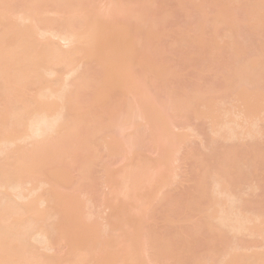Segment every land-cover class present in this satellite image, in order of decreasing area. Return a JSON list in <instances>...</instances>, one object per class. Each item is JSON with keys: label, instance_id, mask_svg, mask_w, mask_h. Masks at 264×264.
Wrapping results in <instances>:
<instances>
[{"label": "bare ground", "instance_id": "6f19581e", "mask_svg": "<svg viewBox=\"0 0 264 264\" xmlns=\"http://www.w3.org/2000/svg\"><path fill=\"white\" fill-rule=\"evenodd\" d=\"M110 1L111 0H108L109 4L108 5L106 4L105 6L106 8L107 7L108 8L106 9L104 7V9H106L105 11L104 9H102L100 5L101 1L100 3H98L97 0H0V26L4 28L3 30H1L2 27H0V30H1L0 31V103L1 102L4 103L5 101L3 106L6 104L5 105L6 107H4L5 109L3 108L1 109L3 112H0V116H1V113L6 115V116L3 115L1 117V118L4 117V119H0V264H56L55 259L59 257V256L57 257L58 254L55 256V258L53 257L54 255L52 257L49 256L46 262L45 256L42 257L43 255H41L40 253H42V250H45L48 248L53 250L54 245L53 244L51 245L52 236L54 235L56 237L55 233L57 234V231L59 232L60 230H61L60 232L64 231L61 234L66 233L64 229L66 227H67L66 228L67 230L71 228L69 229L71 231L68 230V232L64 234L66 239L69 238L68 239V241L70 240L69 244H68V241H66V239L65 241L72 248L74 247V250L79 249L80 252L78 251V254L81 253L80 255H77V258H74L72 262L70 260L71 262L70 264H88L89 262L90 264H93L92 258H94V262L96 264H118V263L119 264L121 263L122 264L123 263L124 264H137L136 262H138L139 264L140 261H139V257L137 256V253L139 251L138 249H135V248H139V246L140 247L142 246V248L144 247L143 250L146 255H147V252L150 250L149 251L150 253L148 252L149 258H150V254H153L154 256V254H156L158 250H159V253L163 252L162 255L165 253V255L167 256L172 255L175 257V252H178L177 251L178 247L190 248V250L194 249L195 247L193 248L192 246L194 244H195L194 246H196L197 242L192 241L193 242L192 243L190 242L189 239H187L188 241H186V243L184 241L183 243L181 240L180 243L184 245H180V243H178L179 240L178 241L176 240V239H179L178 236L175 238V240L179 245L176 242L174 243L173 240L169 241L168 239V242H167L166 241L167 239H165V237H162L164 240L160 236H158L156 239L154 237L151 238L150 236L151 234L148 235L149 236L148 237L146 235L147 234L146 232L144 236L143 234L144 232L142 231L140 232L141 227L142 228L144 227L142 225L143 222L144 224H146V220H147L146 219L147 214L145 215L143 212L142 214L145 216L141 214V211L143 210H140L141 215L139 214L138 217H135V219L133 218L134 220H136L137 218L138 222L133 220V222H135V224L134 223L133 224L135 226L137 224L136 226L137 228L133 224L128 223L130 226V227L128 226L129 228L128 230L132 229L131 228L132 225H133V228L135 227L136 229L135 228L132 229L131 233L125 234L126 233L125 232L124 236H126L125 237L126 239L123 238L124 236L121 235L122 238L120 237L119 238L121 240L123 239L124 241L123 240L122 241L124 243L121 240H119L122 242V245L120 244L121 246L120 245L118 246L117 244H119V242L117 241L119 238H117L116 240L114 239V237H111V235L109 236L106 233L105 234L103 233L107 232L106 229L109 228L111 224H112L111 228L114 227L115 225L117 226L119 225L120 222L118 221L121 220V217H117V214L120 216L121 215L119 214L120 211L123 210V208H125V206L123 207V204L125 202H123L122 204L121 203L122 200L121 202H119L121 203L120 205L118 204L119 206L110 205L114 208L118 207V210L116 209L118 213L115 212L116 211L115 209H114L115 211L112 209L111 211L115 212V213L113 212L114 213L113 216L116 214L114 217H117L118 219L119 218L120 219L115 222V219L117 218H115L114 220L110 218L107 221L111 224H109L106 220L104 221L102 220L104 223L106 222V225L103 224L104 227L102 226L101 227L104 229L100 227L101 229L99 230H101V232L102 230H106V231H103L102 234L108 236L110 238L109 240L112 239L111 243H109L110 241L107 238L106 240H108L107 242L108 244L106 242H103L105 241L103 240L104 236L102 234H99L100 231L98 230V226H97V224L98 223L100 224L101 221L98 222L97 219H95V221H97L98 223L93 224L90 222L92 218H89L91 214H89L86 211V213L89 214L88 215L89 221H88L87 220L88 218H86L87 214L84 212L86 214V217H85L82 214L83 212L81 210H78V207L82 204V202L79 199L81 204L80 205L78 204L79 197L76 194L77 192H81L80 189L83 190L82 187H79V186H83V188H85L86 186V189H85L86 192L88 190L94 191L93 189L96 188V186H94L96 179L95 178L93 179V176H94L93 174L95 170L94 169L95 160L97 158L95 159L94 157L96 156V153L97 155L98 154L100 155L99 150L101 149V147L104 146L103 148L105 149L103 150H106L110 146H113L112 142H111L112 145H109L110 143L108 144L107 140H111V139L114 140L115 138V141L113 140L112 141L116 142L117 138L118 139L122 138L124 143L123 141L121 142V140H120V143H118L119 140H117L118 142H116V144L114 145H117L118 147L113 146L114 148L110 147L113 150L111 149H108V150L113 151V153L116 151L117 152L120 151V153H123L122 155H125L127 153L130 154L131 152H133L131 154H134L135 153L134 150H136V153L134 155L139 157L141 153L139 152L140 141L142 139L141 137H143L142 135H144L146 132L145 130L148 129L147 132H149V134H146V135H150L149 137L151 136L154 137L153 132L155 133V131L158 130L161 126V128H163L164 135H161V133H159L160 132L159 130L156 131V134H155L156 137H154V139L156 140H154V143L155 141L157 142L160 137H162V139H160L163 143L162 145H164V142H165V145H166L165 147L169 148L168 144H170V147H171L174 143L176 145L177 141L179 143L180 139L181 141L184 140L182 139V137L184 136L182 135L180 138L181 134L175 133L174 131L175 129L173 128L174 122H175L173 120H176V118H180L182 116L185 118V116L189 117L190 114H192L196 118L200 117V119H202L203 117H207L210 119L209 121H211L209 122V127L212 126V128L214 127V124H216L215 126L220 124L221 126L218 125L217 127L213 128L214 130H217V131L212 132L211 129L210 131L212 132V134H215L214 136H217L216 134H218L219 138H225V141H228L229 139L232 140L233 138L235 139V137H236L235 140H238L237 139L239 138V136H237L238 132L239 134H241L239 139H241V137L246 138L247 135H245V133L247 134L251 131L254 132L255 130L254 128L256 126L252 127L249 124L250 127H252L253 129L252 130L248 127V123H246L247 126L245 125V122H247L249 118L247 119L246 116H244L243 114L244 113L246 114V111H247V117L248 115H252L250 116L251 119H249L248 122H250L251 124L253 123V125H256L254 123L255 122L254 120L257 119L258 117L256 116L257 118H255L253 117V115L254 113L260 112L261 110L260 107H262L261 106L262 103H260L261 101L260 102L256 101L257 98L256 99L252 98L253 101L251 99L249 100V97L251 98L252 96L250 95L253 94L254 92L256 95L254 94L253 97L262 96L261 100L264 99L263 98L264 96L263 95L264 93V55L263 54L264 53L263 52L264 51L260 52L261 54L259 55H262L260 57L255 56L257 58H254V56L253 57L251 56V57L245 58L247 56L245 55V50L243 51V49H245L246 47L242 48L240 44L234 42L236 41V36H234V34L235 32L237 34L238 29L240 30L239 27L243 24L247 26L246 28H248L247 30L248 32L250 31L251 33L253 32L254 34L259 33L257 32L258 26L260 24L264 25V0L263 1L262 0H258V1L257 0H248V1L246 0L245 1L247 2L246 4L244 2L243 14L244 16L247 17L246 20L244 17H239V15L231 14L230 10H228L229 4H225L223 7L217 8L218 12L216 14H213L214 20L207 21L206 20L207 15L204 13V11H202V8H203L201 7L202 5L201 4L196 5L197 7L195 8L196 10H198V12L202 14V19L201 21H198L194 24L196 25L195 28L193 29L194 36L190 32V29L192 26H190L189 23L185 24V30L182 31V35L184 36H182L183 38L182 37L181 38L182 39L187 38L190 44L197 43V45L199 46V52H198L199 54L205 51H209L208 53L210 54V56H212L213 54V56H217L219 58L220 55H222V53L223 55L225 54V56L226 54L229 53V56L232 58L231 62L235 61V64H236L235 67L239 65L238 61L240 60L241 64L240 66L236 67V70L234 66H232L234 65V63H232V65L228 67L229 71H227L226 74H224L225 72L223 70H221L220 73L216 74V75L220 74L221 76L230 75V77H232V79L231 78L229 79L228 77V79L231 80L230 83H228V85L232 84L234 81V84L230 85L231 91L233 94L232 96H234L238 92L239 94L237 93L238 95L237 94L235 95L237 97L243 94L242 92L244 91H246V93L248 94L246 95V93H244L243 94V96L245 95L244 98L243 96H241L244 100H246L245 102L246 104L242 102L243 105L244 104L247 105V107L243 106L245 108L244 110L246 111L245 112L242 111L244 113H242L241 116H243L244 118L240 116L241 114L240 112H239L240 114L237 113L236 116L233 117V119L234 118L236 119L239 116L241 118H237L238 121L234 119L236 123L234 125H233L234 121H232L233 119L230 120L229 117H228L229 119L226 117L227 115L231 116V111H230L231 109L223 108L222 110L220 109L221 111L219 110L220 112L217 113L216 109L218 110L219 108H216L214 106L212 99L207 98L204 95L200 96V95H197L196 93L194 96H192L193 95L192 94L191 96L185 98V97H182L176 89L173 90L172 88H166V85L170 81L168 77L169 73H168L167 68H165L166 66H164L165 64L161 63V61L158 62L156 58V53L159 51H162L160 42L165 32V28H164L165 17L164 16L160 17L158 21L153 18L150 12V8H151L150 4L153 5L156 3V1L155 0H134V1L116 0L117 3L119 4H115L113 0H112V3H110ZM187 1L189 2V3H185L187 5L188 4L192 5V3L194 2V0H187ZM196 1L197 0H195L193 5H195ZM97 3L100 5L101 8H98L99 5ZM110 4H112V6L113 5L118 6L119 9L116 11L113 10ZM128 4H132V6H134L130 8V10L135 8V10L133 9L132 11H133V14L135 12V19H136L135 21L129 22V23L124 22V19L122 17V14L127 13L125 12L127 10L123 12L122 7L123 5L126 6ZM185 4L184 2L182 3V5L180 6L181 10H183L187 6ZM229 7L232 8V5H230ZM53 15L55 16L51 17ZM133 18H134V15H133ZM162 24H164V26ZM224 27L226 29L220 30ZM106 28L107 29L113 28L112 30L114 31H111V29H110L111 32L109 30L107 31ZM116 30L117 32H115ZM206 30H208V32H206ZM220 31H224L226 34L223 33L224 36L223 34L221 36ZM101 32H103L104 35L101 34ZM209 33L212 35V39H208L206 37V35ZM97 34H98V37H97ZM237 35L239 36L240 34H237ZM219 37H222L224 39H226L227 37L229 41L226 40L227 42H223L224 44L227 43L226 45L220 44V41H218ZM42 38H45V39L47 38V40L43 41L45 39H42ZM232 38H233V41L231 40ZM41 39L44 43H41L42 42ZM256 39L257 38H255V40ZM54 40H56V42L58 41L60 42L56 43ZM62 42L64 44L71 46L72 48H70V50L69 48L65 50L61 49V45L59 43L62 44ZM176 43L177 42H175L174 45ZM223 45L225 47H223ZM242 45H244V43ZM69 46H65V47H69ZM68 50L70 51L69 52L70 54H67ZM226 50L229 52H227ZM221 51L222 53L220 54ZM243 55L245 56L243 58V63H242L241 58ZM222 58L224 59L225 57L221 56L220 60L218 59L217 61L216 60L214 61L215 64L213 67H214V70H216V72L218 70L220 71L218 67L220 66L222 67V62H221ZM77 59H80L81 60L80 63L83 62V64L82 63L80 64L79 60L78 62H76ZM219 61L221 63H219ZM217 62L219 65L217 64ZM78 63L80 66L84 65L83 67L85 68H83L82 66L81 67L75 66ZM53 66H55L56 68L60 66V72H62V74L63 73L66 74V72L62 71L64 70L62 66L64 67L70 66V69L67 67L69 70H67L66 68L65 71L71 72V73L68 72L67 75L69 73L73 75L72 77H74V81L72 79L70 80L71 78V75H70L69 79L66 77L67 80H69V82L67 83V80L65 77H64L65 80L61 78L62 74L59 72V69L58 71L54 70L55 68ZM231 66L234 68V71L231 70L232 69ZM73 67H76V69L74 68L75 69L74 70ZM79 67L83 68L82 72ZM215 67L217 68L215 69ZM78 68L80 71L78 70ZM138 69L142 70L145 73V75L143 73L144 77H142L143 75L142 73L139 72L140 70L138 71ZM201 71L202 69L200 71H197V74L198 75H200V73L202 74ZM138 72L141 75H139ZM146 73L147 75L148 73H150L152 74V76L150 74H149L150 76H147ZM137 74L139 76H137ZM53 75H55L54 76L55 80H56V76H58L57 81L49 82V79L51 80V78L49 77H52L53 79L54 78ZM153 75H154V78H152ZM220 75L216 77L219 78ZM30 76L31 77L33 76V77L31 78ZM145 76L147 77L146 79H148L149 77V80L150 81L152 80L151 83L149 82V80H147L146 82ZM29 77L31 80L34 78L32 80L33 82L28 81L30 80ZM60 78L64 82H61ZM238 78L240 80H238ZM154 79L155 81H153ZM228 79H226L227 82L229 81ZM52 82L54 83V85ZM159 83H161L160 84L162 85L161 87ZM31 85H34L32 86L34 87L33 93L31 91V93L34 94V96L30 94V96L26 97L27 93H25L26 94L25 95L24 92H27V88L29 89ZM151 86L152 87L156 86V88H152ZM230 86L228 88H230ZM233 86H234V89H232ZM153 89L154 90L156 89L155 94L158 93L157 98H159L160 96L162 97H160L159 99H157L156 97L153 98V96L155 95L153 94L150 95L151 93L149 94L148 92L149 90L150 92L153 91L152 93H154ZM157 90H160L159 92H161L162 94L163 93L167 94L166 96H167L168 101L164 102L163 101L165 99V98L163 99L164 94L161 95ZM233 90H235L236 93ZM137 91L138 92L141 91V93L140 92L138 93ZM136 94L137 95L139 94V96L140 94L144 96V97L140 96L142 99H140L139 97V99L142 101H137V99H136V102L133 101L135 97L137 98ZM130 96L132 97L135 96V97L130 98ZM168 96H169V99H168ZM245 97L248 98V101H247V98ZM98 99H100L99 102H98ZM101 99H104L105 103ZM254 100L256 102H254ZM9 101H11L12 103L16 102V104H11L9 103ZM107 101L109 102L106 103ZM250 101L251 103H249L248 105L247 102H250ZM133 102H135L136 104L134 103L133 105L132 104ZM238 102H240V100ZM101 103H102L101 106L104 108L103 111L105 112L102 115L103 117L99 116L100 119L99 120L96 119L98 123L94 121L93 125L91 123V125L87 126L85 115H86V119L88 116L90 117V115H92L91 113L93 112L94 107L95 109H97V107L99 108L98 105H100ZM242 103L240 104V106L242 105ZM10 104L13 105V107L14 106L15 107L9 108L11 107ZM91 104H93L92 105L93 108ZM104 104L109 105V106L106 107ZM88 105L89 107L91 106L92 108V109L89 108L91 109L90 114L88 112L89 109H87ZM201 107L203 110L201 109ZM203 107L205 108V110ZM213 107L216 109H213ZM106 108H108L107 112H106ZM86 109L89 115L87 114ZM241 109H242V106H241ZM116 111L119 113L118 118L115 116V113H117ZM227 111L228 112L230 111L229 114L227 113ZM95 113H96V110L93 113L94 118L96 117L94 116L96 115ZM220 113H222V116L224 115V117L227 118L226 121L229 120L232 125H230L226 121H223L224 124L221 123L222 121L218 123L219 121L218 119L221 118ZM105 114H108L110 117ZM104 115L107 117L108 120L106 119V117H104ZM169 115L170 117L173 116V118L171 117V119L173 120H171L170 117H168ZM176 116H180V117H176ZM224 117H222V119ZM225 118L223 120H225ZM252 118L254 119L253 121H252ZM139 119L141 120L139 121ZM240 119H242V121ZM116 120H119V122H117L118 123L117 127H116ZM216 120H218L217 123H216ZM142 121H144V123ZM170 121L172 122L173 125L170 124L171 123ZM136 122L137 123L141 122L140 126L135 127L134 124ZM238 122L239 124H237ZM241 122H244V124ZM142 123H143V126H142ZM210 123H214V124H210ZM225 123L229 125L226 126ZM94 124L95 125L99 124V126L97 125L96 127ZM129 125L130 126L132 125V127H130ZM153 125L156 126L157 129H155ZM240 125L241 127L243 126V129L241 127L239 128ZM244 125L248 127L250 130H248V128L244 129L245 128ZM148 126L150 128L151 127L154 128L155 130L152 131V128L149 130ZM231 126H235V127H231ZM111 127L112 128L115 127L114 131L112 130ZM170 127H172V129L174 130L171 129L172 130L171 131ZM130 128L131 129L135 128L134 131H136L130 136L131 138L129 137L126 140L125 139L126 137L124 136L125 133L122 135L123 137H120L121 131L126 132V130ZM110 130L113 132L107 133ZM237 130L239 131L237 132ZM243 130H245L246 132L244 133ZM241 131L243 132L241 133ZM117 132L119 133V135H117L116 137V134H118ZM151 132L153 135L151 134ZM157 132L159 134H157ZM172 132L175 133L176 135L173 134ZM106 134H109V135L112 134L113 138L110 139L109 137L111 136H106ZM158 135H160L159 138L157 137ZM251 136H253V133ZM106 137H108L109 139ZM163 138L166 141H163ZM104 139H107V140H105L106 142L104 141L105 144H103L102 146L101 141L102 143H104L103 142ZM234 139L232 141H234ZM251 140H254V139L252 138ZM28 142H30V144ZM253 142L254 141L251 142L252 146H253ZM26 143L28 144V146L29 145L30 146L27 147ZM125 143H128L129 145ZM24 145L25 147H23ZM99 145L101 146L100 149H98ZM122 145H123L122 147L123 151L125 150L124 152H122V149H121ZM175 145L172 146V150L171 148H169L168 149L169 151L168 150L164 151V148H165L164 146H163L164 148L160 147L161 150L163 149V151L166 153L165 154L163 152L164 159L162 158V160H164L163 161L164 163L168 159L167 160L168 162L166 161L167 166L169 164V160L171 157L170 155H173L174 153L173 147ZM259 145L260 144L256 145L257 148L253 146V149L255 148L254 150L250 149L252 148V146L248 147V144H246L247 147L241 146L242 148L241 147H240L241 149L239 148L240 156L238 155L237 152H236V155L235 153L233 154L235 157L231 156L228 159L227 158L221 159V157L219 158L217 156L218 158L217 157L216 158L218 160L221 159L223 161H220V162L217 161V163L213 165L214 170L210 172V174L209 173L205 174L208 176L204 175L203 178L200 177V179L202 180H198L197 185H199L200 183L202 184V186H200L201 184L199 185V188L201 190L199 188L196 189L197 193L199 192L197 194V197H195L196 200L193 198V200L195 201H193L191 204L189 203V205H192V206L197 205V207L198 205L201 207L207 206L206 210H203V211L201 210L202 218L200 220V224L202 223L201 225H203L202 229H198V228L197 229L202 231V233H204L203 231L205 230V232H207L205 233L206 235L210 233V236H211V234H213L212 236H214V238L208 235V239L210 237L209 242L211 239L212 241L214 240L215 247L212 246V248H218V249L220 248L224 250L225 248L229 247L230 249L233 243H230L228 241H231L230 238L233 237L231 236L232 234H235L234 235L235 240L238 238L237 237L238 234L240 236V234L243 232H244L243 235L247 233L248 235L251 234L250 237H252L253 236L252 234H254V232L256 234L257 228L259 229L261 228V227H258V225L254 226L253 228H252V225H251V228L247 227V224L249 225V222L251 224L254 222V221L251 222L252 221L251 218L253 217V215L251 217L250 214L251 213L254 214L255 212L249 210L250 214L249 212L246 213L250 216V219H249V217L246 214L244 215L245 212L243 211V208L241 210V207H243L241 206V204L245 202V200L242 197L243 192L241 193V191H243L242 188L244 186H249L251 190L252 188L256 189L255 186H252V183H254L253 179L257 178L259 174L258 175L256 174L259 172V168L262 165H264L261 163V161H263L264 163V152H263L264 148L261 151L260 148L262 146L260 145L261 146L260 147ZM116 147L117 149L119 148V150H117ZM258 147L260 149V152H259ZM128 148L129 149L131 148L130 151ZM160 148H158L159 152H160L159 150ZM126 149L128 150L127 153H125L127 151ZM256 149H258V151H256ZM170 151L172 152V154ZM116 154L117 156L119 155V153H116ZM77 155L78 156L80 155V156L78 157ZM82 155H84L85 157ZM99 155L96 157H99ZM109 155L113 157L115 153L113 155L112 153ZM160 155H162V153ZM125 156L124 158L126 159L127 157ZM128 157L131 158V156H128ZM124 158L122 159L123 161H125ZM216 158L214 160H216ZM232 158H235V159H232ZM75 159L79 161V162L77 161L78 168H79L78 170L79 171L82 170L79 172L80 175L82 174V176H80L82 179L81 181H79L80 179L75 180V182L77 183L74 185L73 183H70V181L72 182L74 181V180H71L74 178L71 176L70 170L74 168L75 166V163H74L76 161ZM82 160H83V163H80ZM139 161L140 160H138V162ZM141 163L142 162H139L138 164L141 165ZM138 164H137V167L139 166ZM79 165L81 167H79ZM161 166H163V164ZM164 167H166L165 163H164ZM143 168L140 167L138 171V169H136V166H135V170L137 172H134V173L136 174L131 173L132 174L131 177H130L131 174L129 173H128L129 175L127 174L129 176L128 179L132 178V182L130 179V183H131L130 186L133 185L136 188L138 187L140 188V185L138 184L139 182H141L140 175L141 174L143 175V173L145 174ZM263 168L264 166L261 167L262 170H264ZM92 169L93 171H91ZM85 171H87V174L90 175V177L87 175V178H86ZM89 171L91 174L88 173ZM83 174L85 175V177H83ZM165 175H168V172L166 174V171L162 172V170L159 174H157V177H155L156 178L155 180L157 181H155L156 183H154L155 185H157V187L161 186V182L163 185V183L166 181ZM70 176H71V179L68 178ZM109 176L108 177L111 178L112 174L110 173ZM123 176L124 175L121 176L122 177L121 179L124 178ZM133 177H134V180H133ZM84 179L88 180V181L86 180L85 182L87 183L88 186L90 183H92L91 184L92 186H89L90 188L87 187V185L83 184L84 181L82 180ZM90 179H92V182L90 181ZM111 179H114L115 182L118 181L116 183H119V180H116L113 177ZM110 181L113 182L112 180ZM150 181H152V179H150ZM261 181L263 182H260V185L257 184L259 186L257 190H259L262 187L261 189L263 191L264 178ZM78 182L79 183L82 182V183L79 185ZM123 182L120 181V183H123ZM158 182L160 183L159 185H158ZM130 183L129 181L126 182V184H124L125 186L124 188L127 187L126 189L128 190V188L130 187H128L129 185L127 184H130ZM206 185H210L212 187V188L210 187L212 190H209V191L208 189L203 190L202 187L204 186L206 187ZM73 186L74 188H72ZM42 187L43 188L48 187V188H45L44 190V191L47 190L46 191L47 194L43 193L44 195V197L42 196L43 198L39 197L40 195H42V192H43ZM75 187L76 188L79 187V188L76 189ZM120 187H121V184H120ZM41 189H42V192H41ZM126 189L123 190V193L128 192ZM250 189L249 190L247 189V190L250 191ZM66 190H68V192L73 190L72 194L71 192L68 194H66V192L64 193L63 191H66ZM116 190H119V187L117 189V186H116ZM150 191L151 193L155 194V191L154 192L153 190H150ZM36 193H38L39 195L38 197L41 199L39 198L37 199ZM125 193L123 195L124 200L128 196V195L125 196L127 194ZM134 194L136 193L134 192ZM154 194L152 196H154ZM33 195L34 196L36 195L34 197L35 199L30 197ZM135 196L137 197V195ZM152 196L150 194V198H152ZM153 198L152 200L146 198L147 200H149L147 202V206L149 204V207H150L151 205L150 201H152V204L154 203ZM29 199L40 200V201L38 202L34 201L33 203L32 202L30 203ZM18 201H20V203L22 204H20ZM87 203L86 202L84 203L86 205L85 207H87L88 205ZM254 203L258 204V202H254ZM38 204L39 205L41 204L40 207H43V209H45L44 208V204H45V207L47 208L43 210L42 208L38 206ZM74 204L78 205L76 206L77 209ZM121 205L123 208L121 207ZM124 205H126V203ZM110 206L108 208H111ZM81 207L83 206L81 205ZM40 209L43 211H41ZM82 210H86V208ZM146 210L144 212H146ZM255 210H258L256 211L257 219H255V215L253 219L256 221V223H261V225L264 224L263 223L264 219L262 220L261 218V217H264V215L262 216L261 213H258L260 212L259 209H255ZM38 211H40L41 214H38L39 213ZM93 215L94 214H92L91 216ZM33 216L34 217L38 216L40 219H43V220H40L37 217L38 221L36 222H39V223H35L36 224L35 226L33 225L34 223H32V221L35 222L33 219H36V218H32ZM58 216L60 217V219H58ZM83 216L85 218H83ZM49 218L53 222L56 220L57 221L54 223L52 221L50 222ZM63 218L64 220L69 219L70 225L68 222V226H67L66 225L67 223L66 224L64 223L67 221H64ZM144 218L145 220H142ZM85 219L88 222H85ZM47 220L49 221L48 223H47ZM112 220L115 223H113ZM44 221L46 223H44ZM58 221L61 224L63 223L64 226H62L63 224L62 225L58 224ZM80 221L83 224L80 223L81 225H79L78 227V222ZM92 221L94 222V220ZM89 222L92 224L91 226L90 225L88 226V224H86ZM40 223L41 224L44 223V225L40 227L39 226L41 225ZM45 224H47V228ZM56 224L58 225V227H56L57 226ZM107 224H109V227H107L108 226ZM54 225H55L56 231H55ZM32 226L36 230L33 229ZM36 227H39V228H36ZM62 227L64 228L62 229ZM111 228L108 229V233ZM145 228L147 230V226H145ZM199 228H201V226ZM50 229L53 232H51ZM250 229L252 230L249 233ZM34 231L35 233H33ZM48 231H50V234ZM133 231L134 233L135 232L137 233L134 235L132 234ZM153 233H157L158 235V232H153ZM30 234H31V237L33 236L32 238L30 237ZM67 234L68 235L70 234L69 235L70 237ZM60 235L58 234L57 237L55 238L56 244L58 241H59V244H63L65 242L64 240H62V236L64 235L61 236V240L63 242L62 241L60 242V238H58V236ZM128 235L130 236V238L127 237ZM153 235L154 234H152V236ZM229 235H230V238H228ZM159 237L162 240H159ZM32 239L36 242L35 244ZM125 240H127V242ZM238 240L239 238L236 240V242ZM126 243L127 245L129 244L130 247H127L126 245L123 246V244H126ZM228 243L231 245H229ZM48 244H50L52 248H50L51 247L50 245L48 247ZM234 244H235L234 246L238 245V243L236 244L235 241H234ZM44 245L47 246V248ZM68 245L67 247L69 248L70 246ZM185 245L188 247H186ZM40 246L42 247L39 249ZM152 246L156 248L155 253L153 250L154 248ZM125 247L130 248V249L134 248V249H132L131 251L130 250L126 251L125 249L127 248ZM151 247L153 248L152 253H151ZM237 247H238L237 249H239L240 246H237ZM72 248L70 249L72 250ZM108 248H110V250ZM111 248L117 249V251L116 250L111 251ZM118 248L120 249V254L118 253L119 251ZM121 248L122 249L124 248V250L122 251ZM87 249L91 250V252L90 251L89 252L92 253V255L90 254L89 256L86 254ZM146 249L147 251H145ZM229 249H225V251L227 250L226 252H228L230 251ZM74 250L73 252H75ZM178 250L180 252L178 253L179 254L178 264H215L216 263V262L214 263L213 259L211 261L212 257L211 258L205 257V259L192 258V254L190 255L191 260L189 259L188 256L181 257L182 251L180 249ZM83 252H86L85 255H82ZM129 252H131L130 253L131 255H128ZM226 252H224V254H222L221 256L227 255L229 260L227 261L228 258L223 257L225 261L223 262V264H264V257H263L264 254L262 253H261L262 256L258 252H255V253H258V255L255 254V255L249 256V257L255 256L254 258H258V260H252L253 258H247L248 256L247 254L246 255L244 254L245 256H242L243 254L241 255L240 253L238 254V250L236 252V249L228 252L227 254ZM159 253H157L156 256L159 255ZM124 254L127 256L126 258H124L125 257ZM141 254L144 255L145 257V254H143V252H140V258H142ZM118 255H120V257L123 255L121 258L117 259L118 261L120 260L119 262L115 260L116 259L115 256L117 257ZM75 256L76 255H74V257ZM137 257L138 259L136 260ZM110 258L111 259L115 258L114 260L117 261L118 263L113 262ZM186 258L188 261H184ZM62 260H63V257H62ZM110 260L111 262H109ZM220 261H223V259H220ZM216 264H219V262Z\"/></svg>", "mask_w": 264, "mask_h": 264}, {"label": "rangeland", "instance_id": "374dc122", "mask_svg": "<svg viewBox=\"0 0 264 264\" xmlns=\"http://www.w3.org/2000/svg\"><path fill=\"white\" fill-rule=\"evenodd\" d=\"M98 1V3H100V1H101V3H100V5H101V7H102V9H104V7L106 6V4L108 5L109 4V2H108V0H97ZM114 2H115V4H119V3H117V1L116 0H113ZM132 1H134V0H132ZM156 1V3L155 4H150L151 5V8H150V12H151V14H152V16H153V18L155 19V20H158L159 21V19H160V17H162V16H164L165 17V26H164V24H162L163 26H164V28H165V32H164V36L162 37V39H161V47H162V51H159V52H157L156 53V58H157V60H158V62L159 61H161V63H163V64H165L164 66H166L165 68H167V70H168V73H169V75H168V77H169V83L166 85V88H172L173 90H177L178 91V93L182 96V97H185V98H187V97H189V96H191L192 94V96H194L196 93H197V95H200V96H202V95H204V96H206L207 98H210V99H212L213 100V103H214V106L216 107V108H219L218 110L216 109V108H214L213 107V109H216V111H217V113L218 112H220L223 108H229V109H231L230 111H231V116H226L227 118L229 117L230 118V120H232L233 119V117L234 116H236V114L238 113V114H240V116L242 115V113H244L246 110H244L245 108L244 107H247V105H245L246 103V100H244L243 98H244V96H243V94L244 93H246V91H244V92H242L243 94H241V95H239V96H235L237 93H236V91L235 90H233V91H235V95L234 96H232L233 94H232V91H231V86L230 85H233L234 84V81H233V83L232 84H230V85H228V83H230V81L231 80H229L230 78L232 79V77H230V75L228 76H225V75H220V77L219 78H217L216 76H219V75H216L217 73H220L221 72V70H223L225 73L224 74H226L227 73V71H229V69H228V67H230V65H232V63H234V65H232V66H234V68H235V70H236V67H238V66H240V60L238 61L239 62V65H237L236 67H235V61L234 62H231V60H232V58L229 56V53L228 54H226V56H225V54L223 55V53H222V51L220 52V54L222 53V55H220V57L218 58L217 56H213V54H212V56H210V54L208 53L209 51H205V52H202V53H198L199 52V46L197 45V43H193V44H190L189 43V41H188V39L187 38H184V39H182L183 37L182 36H184V35H182V31H184L185 30V24L186 23H189L190 24V26H192L191 27V29H190V32H191V34L194 36V31H193V29L195 28V26L196 25H194L196 22H198V21H201V19H202V14L200 13V12H198V10H196V8L195 7H197L196 5H199V4H201L202 6L201 7H203L202 8V11H204V13L207 15V17H206V20L207 21H212V20H214V16H213V14H216L218 11H217V8L218 7H223L225 4H229V6L230 5H232V8H230L229 6H228V10H230V13L231 14H236V15H239V17H244L245 18V20L247 19V17L246 16H244V14H243V10H244V2L246 1V0H197L196 1V3H195V5H193L194 4V2H195V0H194V2L192 3V5L191 4H185V3H189L187 0H155ZM248 1V0H247ZM258 1V0H257ZM263 1V0H262ZM113 2V3H114ZM184 2V4L185 5H187L183 10H181L180 8V6L182 5V3ZM97 3V4H98ZM110 3H112V0L110 1ZM247 2H245V4H246ZM96 4V5H97ZM132 4H134V3H132ZM132 4H128V5H126V6H124L123 5V7H122V9H123V12L125 11V10H127V11H125V12H127L125 15L124 14H122V17H123V19H124V22H133V21H135L136 19H135V12H134V14H133V9L135 10V8H133L132 10H130V8H132V7H134V6H132ZM99 5V4H98ZM97 5V6H98ZM100 5L98 6V8H101L100 7ZM110 6H111V8L113 9V10H118L119 8H118V6H115V5H113L112 6V4H110ZM106 8V7H105ZM108 8V7H107ZM106 8V9H107ZM101 9V10H102ZM106 9H104L105 11H106ZM129 9V10H128ZM103 12V11H102ZM52 15V14H51ZM133 15H134V18H133ZM55 15H53V16H51V17H54ZM187 16H188V18H187ZM133 18V19H132ZM132 19V20H131ZM261 25V24H260ZM258 26V30H257V32H259V33H251L250 31V33L247 31L248 30V28H246L247 26L246 25H241L239 28H240V30L238 29V31H237V34H240L239 36L236 34V32H235V34H234V36H236V41H234L235 43H238V44H240L241 46H242V48L244 47H246L245 49H243V51L245 50V55L247 56V57H245V58H248V57H253L254 56V58H257V57H255V56H258V57H260V56H262V55H259V54H261L260 52H263L264 51V25H261V26ZM0 27H2V26H0ZM260 27V28H259ZM114 28V27H113ZM112 28V29H113ZM4 28L2 27V29L1 30H3ZM107 29V28H106ZM111 29V28H110ZM110 29H107V31L109 30L110 31ZM111 29V31H114V30H112ZM224 29H226L225 27L224 28H222V29H220V30H224ZM0 30V31H1ZM106 31V32H107ZM110 31V32H111ZM189 31V30H188ZM115 32H117V30L115 31ZM206 32H208V30H206ZM105 33V32H104ZM109 33V32H108ZM223 33H225L224 31H220V34H221V36H222V34ZM101 34H103V32H101ZM226 34V33H225ZM104 35V34H103ZM259 35V36H258ZM223 36H224V34H223ZM226 36V35H225ZM97 37H98V34H97ZM182 37V38H181ZM206 37L208 38V39H212V35L209 33V34H207L206 35ZM229 37V36H228ZM239 37V38H238ZM255 38H257L256 40H255ZM42 39H45V38H42ZM42 39H41V41H42ZM223 39L224 38H222V37H219L218 38V41H220V44H224L223 42H227L226 40H228L227 39V37H226V39H224V41H223ZM238 39V40H237ZM47 40V38L45 39V40H43V41H46ZM232 41H233V38L231 39ZM41 42V43H44V42ZM49 41H50V39H49ZM55 42H56V40H54ZM58 41V40H57ZM229 41V40H228ZM241 41H242V43H241ZM256 41H257V43H256ZM259 41V42H258ZM48 42V41H47ZM58 42H60V41H58ZM58 42H56V43H58ZM175 42H177L175 45H174V43ZM231 42V41H230ZM232 43V42H231ZM244 43V45H242ZM60 45H61V49H63V50H65V49H68L69 48V50H70V48H72L71 46H69V45H67V44H64L63 42H62V44L61 43H59ZM59 44H57V45H59ZM65 46H69V47H65ZM227 44V43H226ZM226 44H224V45H226ZM233 44V43H232ZM63 45V46H62ZM223 45V47H225ZM222 46V45H221ZM222 47V48H223ZM62 50V51H63ZM68 50V52H67V54H70L69 51ZM142 50V49H141ZM227 51V50H226ZM64 52H66V51H64ZM142 52V51H141ZM227 52H229V51H227ZM226 53V52H225ZM232 53V52H231ZM264 53V52H263ZM216 55V54H215ZM245 55H243L242 56V58H241V62L243 63V58H244V56ZM264 55V54H263ZM221 56H224L225 58L223 59L222 58V67L220 66V67H218L219 69H220V71L218 72H216V70H214V64H215V60L217 61L218 59L220 60V58H221ZM231 56H232V54H231ZM218 58V59H217ZM78 60H79V63H80V59H77V61L76 62H78ZM157 60H156V62H157ZM246 60V59H245ZM220 61H219V63H221ZM75 63V62H74ZM79 63L78 64H76L75 66H80L79 65ZM82 64H83V62H81ZM80 63V64H81ZM217 64H218V62H217ZM162 65V64H161ZM211 65H212V67H213V69H212V67H211ZM219 65V64H218ZM71 66V65H70ZM70 66L68 67V66H66V67H64V66H62L63 67V69L64 70H62V71H64V72H66V74L65 73H63V74H65V75H63L62 74V72H60V66L58 67V68H56L57 67V65H56V67L55 66H53L55 69L54 70H57L58 71V69H59V72L62 74V76H61V78H63L64 79V77L66 78H68L69 79V76L71 75L70 73V71H68V72H70L68 75H67V71H65L66 70V68L68 67L69 69H70ZM74 66V65H73ZM82 66V65H81ZM80 66V67H81ZM84 66V65H83ZM82 66V67H83ZM231 66V67H232ZM79 67V68H80ZM161 67V66H160ZM204 67V68H203ZM211 67V68H210ZM67 68V70H69ZM76 69V67H73V69ZM79 68H78V70H79ZM83 68H85V67H83ZM83 68H80V70H81V72L83 71ZM163 68V67H162ZM164 68V69H165ZM202 69V74L200 73V75H198L197 74V71H200L201 69ZM217 67H215V69H216ZM222 68V69H221ZM234 68L232 67V69L231 70H233L234 71ZM53 69V68H52ZM62 69V68H61ZM74 69V70H75ZM199 69V70H198ZM228 69V70H227ZM79 70V71H80ZM140 69H138V71H139ZM230 70V71H231ZM72 71V70H71ZM222 71V72H223ZM232 71V72H233ZM140 73H142V75H143V71L142 70H140L139 71ZM138 72V73H139ZM231 72V73H232ZM139 73V75H141ZM150 73H148V75H147V73H146V75L147 76H152V74H150ZM221 74H223V73H221ZM138 74H137V76H139ZM144 75H145V73H144ZM144 75L142 76V77H144ZM216 75V76H215ZM55 75H53V77H54ZM73 75H71V78H70V80L72 79L73 81H74V77H72ZM223 76H224V78H223ZM233 76V75H232ZM31 77V76H30ZM30 77H29V79H30ZM33 77V76H32ZM31 77V78H32ZM57 77L58 76H56V80H55V77L52 79V77H49V78H51V80L49 79V82H51V81H53V82H55V81H57ZM225 77H227V78H225ZM228 77H229V79H228ZM239 77V76H238ZM60 78V81L61 82H64V81H62V79ZM67 78H66V80H67ZM147 77L145 76V80H146V82H147V80H149V77H148V79H146ZM152 78H154V75H153V77ZM156 78V77H155ZM240 78V77H239ZM238 78V80H240ZM34 79V78H33ZM32 79V80H33ZM151 79V78H150ZM226 79H228L229 81L227 82V80ZM31 79L30 80H28L29 82L30 81H32ZM59 80V79H58ZM65 80V79H64ZM157 80V79H156ZM152 81V80H151ZM151 81L149 80V82L151 83ZM153 81H155V79L153 80ZM235 81H236V79H235ZM33 82V81H32ZM52 82V83H53ZM69 82V80H67V83ZM148 82V83H149ZM60 83V82H59ZM147 83V84H148ZM149 83V84H150ZM29 84H31V83H29ZM51 84V83H50ZM56 84V83H55ZM70 84H71V82H70ZM156 84H158V83H156ZM161 83H159V85H160ZM53 85H54V83H53ZM146 85V84H145ZM32 86H34V85H31L30 87H29V89L27 88V92H24V94L25 93H27V95H26V97H28V96H30V94H32L33 93V91H34V87H32ZM144 86V85H143ZM147 86V85H146ZM162 85H160V87H161ZM230 86V88H228ZM152 87V86H151ZM152 88H156V86H153ZM151 88V89H152ZM144 89H145V87H144ZM232 89H234V86L232 87ZM150 90V89H149ZM148 90V92H149V94L150 95H155V96H153V98L154 97H158V93L157 94H155V90H154V93H152L153 91H149ZM26 91V90H25ZM31 91H32V93H31ZM158 92L160 91V90H157ZM138 92V91H137ZM140 93H141V91H139ZM138 92V93H139ZM161 95H163L161 92H159ZM249 93V92H248ZM251 93V92H250ZM239 94V93H238ZM237 94V95H238ZM255 93L253 92V94H249L250 96H252L251 98L249 97V100L251 99L252 100V98H257V100L256 101H261L260 103H262V107H260V112H257V113H254V115H253V117H255V118H257V119H253L252 118V121L254 120L255 122V124L256 125H253V123L251 124L250 122H248L249 121V119H251V117L250 116H252V115H248V117H247V111H246V114L244 113L243 115L244 116H246V118L248 119V121L247 122H245V125H246V123H248V127L250 128V129H252V127L253 126H256L254 129V132L253 131H251V132H249V133H245L246 131L245 130H243L244 131V133H245V135H247V137L246 138H244V137H241V139H239L240 138V136H241V134H239V130H237V132H238V134H237V136H239V138H237L238 140H235L236 139V137H235V139H234V141H232L231 139H226V140H228V141H225V138H219V135L218 134H216L217 136H214L215 134H212V132L213 131H217V130H214L213 128L214 127H217L218 125H220V124H218L217 126H215L216 124H214V123H210V124H214V127L212 128V126H210L209 127V122H211V121H209L210 119L209 118H207V117H203L202 119H200V117L197 119L196 117H194L192 114H190V116L187 118L186 116H185V118L182 116V117H180V116H176V117H180V118H176V120H173V119H171V117L173 118V116H171L170 117V115L168 116V117H170V119L171 120H173V121H175L174 122V126H173V128L175 129H172V127H170V130L172 129V130H174L175 131V133H178V134H181L180 135V138H181V136L183 135L184 137H182V139H184V140H182L181 141V139H180V141H179V143H178V141L176 142L177 144L175 145V143L173 144V145H175L174 147H173V151H174V153H173V155H170L171 157H170V160H169V164H168V166H167V163H166V161L168 160H166L164 163H165V165H166V167H164V163H163V161L164 160H162V158L164 157L163 156V154L165 153L164 151L165 150H168L169 148H171V150H172V146L170 147V144H168L169 145V148H166L165 146V142H164V145H162L163 143H162V141L160 140V139H162V137H160L159 138V136L160 135H158L157 137L159 138V140L156 142L155 141V143H154V140H156V139H154V137H156L155 136V134H156V131H160L159 133H161V135H164V131H163V128H161V126H160V128H159V126H158V130H156L155 131V133L153 132V134H152V132H151V134L154 136V137H149L150 135H146V134H149V132H147V130H145L146 132H145V136L144 135H142L143 137H141L142 139H141V141H140V150H139V152H141L140 153V156L139 157H137V156H135L134 154L136 153V150H134L135 151V153L134 154H131V153H133V152H131L130 154L129 153H127L128 152V150L125 152V153H127V154H129V155H127V154H125V155H122L123 153H120V151L119 152H117L116 151V149H117V145H114V144H116V142H118L117 140H119V142L118 143H120V140H121V142L123 141V139L121 138V139H116V142H113V141H115V138H114V140L113 139H111V138H113L112 137V134L111 135H109V134H106V136H111V137H109L111 140H107V139H104L103 140V142L105 141V140H107V143L109 144V145H112L113 144V146L115 147V146H117L116 147V149H115V151L116 152H114L115 153V155H113L114 153H113V151H109L108 149H111L110 147H112V148H114L113 146H108L109 148H107L106 150H103V149H105V148H103L104 146H103V144H105V142L104 143H102V141H101V144H102V146L103 147H101L100 145H99V147H98V149H100V147H101V149L99 150V153H100V155H99V157H96V156H98L97 155V153H96V156L94 157L96 160H95V170H94V176H93V179L95 178L96 179V181H95V185L94 186H96V188H94L93 190L94 191H92V190H88L90 187L89 186H92L91 184L92 183H90L89 184V186L87 185V183H85L86 182V180L84 179V180H82V181H84L83 182V184H85V185H87V187H89L87 190L88 191H90V192H86L85 191V189H86V186H85V188H83V186H79V187H82V189L83 190H81L80 189V191L81 192H77V196L79 197L78 198V204L80 205L81 204V202H82V206L84 207V208H86V210H82V209H84L83 207H81V205L78 207V210H81L83 213V215L86 217V214H87V217L86 218H88L89 216V214H94L93 216H91L90 215V217L89 218H92V220H94V222L92 221V220H90V222L91 223H95V224H97L99 221H101L100 222V224H102V225H100L99 223L97 224V226H98V230L99 229H101L102 227H104L103 226V224L104 225H106V222L104 223L103 221L104 220H109L110 218H112L113 220L115 219V218H117V217H121V220L120 221H118V222H120L119 223V225H121V226H117V225H115V226H117V227H112L111 228V223H109L108 221V223L109 224H111L110 225V227H109V224H107L108 226L107 227H109V228H111L110 229V231H109V233H108V229L109 228H107L106 230H107V232H104L103 234H107V235H111V237H114V239H116L117 240V238H122V236H124V233L125 234H127V233H131V231H132V229H134L136 226H137V224H136V226L134 225L135 224V222H133V220L135 219V217H138L139 216V214H140V210H143V211H141V214H142V212L146 215L147 214V216H146V224H144V222H143V228L141 227V229H140V232L142 231V232H144L143 234H144V236H145V232L147 233L146 235L148 236V235H150L151 236V238L152 237H154L155 239L158 237V236H160L161 238L162 237H165V239H167L166 241L168 242V239H169V241H172L173 240V242L175 243L176 242V240L178 241L179 240V242L178 243H180V241L182 240V242L184 243V241H185V243H186V241H188L187 239H189L190 240V242H192V241H194V242H197L196 243V246H197V248H196V246H192L194 249H192V250H194V251H192V250H190V248H183V247H178V249H180L181 251H182V254H181V257H189V259L191 258L190 257V255L192 254V258H203V259H205V257H207V258H211V261H212V259H213V261H214V263L216 262V263H218L219 262V264L220 263H222L223 264V262H225L224 261V258H226L227 257V255L226 256H221L222 254H224V252H226L225 251V249H229V247L228 248H225L224 250L223 249H218V248H212V246L213 247H215L214 246V240L212 241V239L210 240V242H209V239H210V237H213L214 238V236H212L213 234H211V236H210V233L208 234L210 237H209V239H208V235H206L205 233H207V232H205V230L203 231L204 233H202V231H200V230H198V229H202V226L203 225H201L200 224V220H201V218H202V211L203 210H206V208H207V206H203V207H201V206H199L198 205V207H197V205H194V206H196V207H194V206H192V205H189V203L191 204L193 201H195L196 199H195V197H197V194L199 193H197V188H199V185L201 184H199V185H197V183H198V180H202V179H200V177H204V175L205 174H210V172H212L213 170H214V167H213V165H215L216 163H217V161L218 162H220V161H223V160H221V159H225V158H230L231 156H234L233 154L235 153V155H236V152L238 153V155H239V150L243 147V146H245V147H247L246 146V144H248V147H250V146H252V141H254L253 142V146H255L256 148H257V144H260L259 146L261 147L260 149H261V151L263 150V148H264V96H263V100H261V97L260 96H257V97H253V95H254ZM134 95V94H133ZM137 95V94H136ZM135 95V96H136ZM157 95V96H156ZM167 94H164V97H163V101L165 102V101H168L167 100V96H166ZM246 95H248L247 93H246ZM256 95V94H255ZM261 95H262V93H261ZM263 95H264V93H263ZM32 96H34V94H32ZM135 96H130V98L132 97V98H134ZM140 96H142L141 94H140ZM139 96V94L137 95V98L135 97V99L133 100V101H135L136 102V99H137V101H142V100H140V99H142L141 97ZM160 96V95H159ZM241 96H243V98L241 97ZM139 97H140V99H139ZM142 97H144V96H142ZM160 97H162V96H160ZM159 97V98H160ZM238 97H240V98H238ZM30 98V97H29ZM159 98H157V99H159ZM236 98V99H235ZM238 98V99H237ZM244 100H242V99ZM245 98H247V97H245ZM105 99V98H104ZM104 99H101V100H103V102L105 103V101H104ZM139 99V100H138ZM144 99V98H143ZM168 99H169V96H168ZM259 99V100H258ZM99 100L100 99H98V102H99ZM106 100V99H105ZM131 100V99H130ZM240 100V102H238ZM161 101V100H160ZM216 103H215V102ZM247 101H248V98H247ZM253 101V100H252ZM255 100H254V102H256ZM101 102V101H100ZM109 101H107L106 103H108ZM132 102V101H131ZM135 102H133L132 104L134 105V103ZM164 102H162V103H164ZM245 103L244 105H243V103ZM1 103H2V105H1ZM0 103V110L3 108V109H5L4 107H6L5 105L3 106V104L5 103V101H4V103L3 102H1ZM8 103V102H7ZM9 103H11V104H16V102L14 103H12L11 101H9ZM95 103V102H94ZM93 103V104H94ZM242 103V109H241V106H240V104ZM248 103V105H249V103H251V101L250 102H247ZM259 103V104H260ZM10 104V105H11ZM93 104H91V106L93 105ZM99 104V103H98ZM136 104V103H135ZM138 104V103H137ZM9 105V104H8ZM96 105H97V103H96ZM102 105V103L100 104V105H98L99 106V108L97 107V109H95V107H94V110H93V112L91 113L92 115H90V117L88 116L87 117V119H86V115H85V120H86V122H87V126L88 125H91V123H92V125H93V122L94 121H96L97 122V120L96 119H100L99 118V116H102L105 112L103 111V107L101 106ZM105 105V104H104ZM103 105V106H104ZM18 106H19V104H18ZM91 106L89 107V105H88V107H87V109H89V108H91ZM95 106V105H94ZM101 106V107H100ZM106 107L107 106H109V105H105ZM104 106V107H105ZM136 106V105H135ZM244 106V107H243ZM13 107V105H11V107H9V108H12ZM15 107V106H14ZM13 107V108H14ZM17 107V106H16ZM233 107V108H232ZM235 107V108H234ZM92 108H93V106H92ZM91 108V109H92ZM204 108V107H203ZM87 109H86V112H87ZM91 109H89L88 110V112H89V114H90V111H91ZM107 109L108 108H106V112H107ZM201 109H202V107H201ZM221 109V110H220ZM96 110V115H94V116H96L95 118L93 117V113H94V111ZM203 110V109H202ZM204 110H205V108H204ZM220 110V111H219ZM226 110V109H225ZM224 111V110H223ZM229 111V112H230ZM242 111H244V112H242ZM0 112H3L2 110L0 111ZM5 112V111H4ZM88 112H87V114H88ZM117 112V111H116ZM226 112V111H225ZM229 112L227 111V113L229 114ZM240 112V113H239ZM6 113V112H5ZM102 113V114H101ZM226 113V114H227ZM232 113H233V115H232ZM88 114V115H89ZM101 114V115H100ZM221 114V118H219L218 120H216V123H217V121H218V123L219 122H221L222 124H224L223 123V121H226V119L227 118H225L224 117V115L222 116V113H220ZM223 114H225V113H223ZM248 114H250V113H248ZM256 114V115H255ZM259 114V115H258ZM4 114L3 113H1V116H0V119H4V117L3 118H1L2 116H3ZM105 115H107V116H109L108 114H105ZM104 115V117H106ZM4 116H6V115H4ZM98 116V117H97ZM115 116L118 118V116H119V113L117 112V113H115ZM237 117V118H244L243 116H241V117ZM257 116V117H256ZM103 117V116H102ZM110 117V116H109ZM167 117V118H168ZM222 117H224L225 118V120H223L222 119ZM232 117V118H231ZM228 118V119H229ZM235 119L236 121H238V119ZM106 119H107V117H106ZM116 119V118H115ZM142 119V118H141ZM141 119H139V121L141 120ZM169 119V120H170ZM222 119V120H221ZM234 119L232 120V121H234ZM246 119V120H247ZM88 120V121H87ZM105 120V119H104ZM108 120V119H107ZM241 121H242V119H240ZM245 120V121H246ZM145 121V120H144ZM144 121H142L143 123H144ZM251 121V120H250ZM251 121V122H252ZM88 122H89V124H88ZM100 122H102V121H100ZM105 122V121H104ZM117 122H119V120H116V127H117ZM146 122V121H145ZM171 122V121H170ZM227 123H229L230 125H232L231 123H230V121L228 120V121H226ZM240 122V121H239ZM239 122L237 123V124H239ZM257 122V123H256ZM98 123V122H97ZM121 123V122H120ZM119 123V124H120ZM140 123L141 122H139V123H135L134 124V126L136 127V126H140ZM143 123H142V126H143ZM147 123V122H146ZM227 123H225L226 124V126H228L229 124H227ZM241 123H243L244 124V122H241ZM240 123V124H241ZM96 124V123H95ZM94 124V125H95ZM100 124V123H99ZM99 124H97L98 126H99ZM170 124H172V122L170 123ZM234 124H236L235 123V121L233 122V125ZM252 126V127H250V125ZM97 125H95L96 127H97ZM173 125V124H172ZM244 125V126H245ZM130 126V125H129ZM133 126V127H134ZM178 126V127H177ZM221 126V125H220ZM236 126V125H235ZM235 126H231V127H235ZM238 126V125H237ZM247 126V125H246ZM245 126V128L244 129H247L248 127H246ZM92 127H94V126H92ZM130 127H132V125L130 126ZM149 127V126H148ZM147 127V128H148ZM153 127H155V129H157V127L156 126H154L153 125ZM175 127H177V128H175ZM224 127V126H223ZM222 127V128H223ZM230 127V128H231ZM241 127V125L239 126V128ZM112 128V127H111ZM110 128V129H111ZM115 128V127H114ZM114 128H112V130L114 131ZM142 128H144V127H142ZM152 128V127H151ZM150 127H149V130L151 129ZM242 129H243V126L241 127ZM248 128V130H250ZM135 129V128H134ZM134 129L132 128H130V129H127L126 130V132L124 131V132H120V134H121V136L120 137H123L122 135L124 134V136L126 137L125 139L127 140L133 133H135L136 131H134ZM154 128H152V131L153 130H155ZM210 129L212 130V132L210 131ZM216 129V128H215ZM221 129V128H220ZM220 129H218V130H220ZM235 129V128H234ZM116 130V129H115ZM125 130V129H124ZM171 130V131H172ZM253 130V129H252ZM113 131H108L107 133H110V132H113ZM243 131H241V133L243 132ZM163 132V133H162ZM118 133V132H117ZM158 132H157V134H159ZM173 133V132H172ZM175 133H173V134H175ZM243 133V134H244ZM251 133V134H250ZM252 133H253V136H251L252 135ZM165 134H166V132H165ZM223 134H225V133H223ZM248 134H250V135H248ZM115 135V134H114ZM117 135H119V133L118 134H116V137H117ZM176 135V134H175ZM166 136V135H165ZM179 136V135H178ZM243 136V135H242ZM249 136V137H248ZM251 136V137H250ZM119 137V138H120ZM106 138H108V137H106ZM108 138V139H109ZM131 138V137H130ZM157 138V139H158ZM166 138V137H165ZM244 138V139H243ZM254 139V140H251V139ZM153 139V140H152ZM113 140V141H112ZM126 140H125V142H126ZM224 140V141H223ZM110 141V142H109ZM163 141H166V140H164V138H163ZM111 142H112V144H111ZM29 144H30V142H28ZM117 143V144H118ZM123 143H124V141H123ZM123 143H121V144H123ZM251 143V144H250ZM23 144V143H22ZM21 144V145H22ZM108 144H106V145H108ZM125 144H128V143H125ZM243 144V145H242ZM245 144V145H244ZM20 145V146H21ZM105 145V146H106ZM129 145V144H128ZM161 145H162V147H161ZM167 145V146H168ZM26 146L27 147H29L28 146V144L26 143ZM127 146V145H126ZM125 146V147H126ZM166 148H164V147ZM242 146V147H241ZM253 146H252V148H250V149H253ZM23 147H25V145L23 146ZM123 145L121 146V149H122V152H124L123 151ZM124 147V148H125ZM128 147V146H127ZM126 147V148H127ZM164 148V151H163V149L161 150V148ZM241 147V148H240ZM158 148H160L159 150H160V152L158 151ZM240 148V149H239ZM120 149V150H121ZM129 149V148H128ZM131 149V148H130ZM130 149H129V151H130ZM156 149H157V151H156ZM255 149V148H254ZM253 149V150H254ZM258 149H259V147H258ZM258 149H256V151H258ZM260 149H259V152H260ZM111 150H113V149H111ZM117 150H119V148L117 149ZM133 151V150H132ZM169 151V150H168ZM98 152V151H97ZM112 153V155H113V157L111 156V155H109V154H111ZM161 154L162 153V155H160L159 153ZM164 152V153H163ZM167 152V151H166ZM171 152V151H170ZM228 152H229V154H228ZM263 152H264V150H263ZM116 153H119V155L117 156V154ZM79 154V153H78ZM85 154V153H84ZM166 154V153H165ZM171 154H172V152H171ZM263 154V153H262ZM81 155V154H80ZM79 155V156H80ZM134 155V156H133ZM137 155V154H136ZM160 155V156H159ZM78 156V155H77ZM78 156V157H79ZM82 156H84V155H82ZM116 156V157H115ZM124 156L125 157H127L126 159L124 158ZM128 156H131V158L130 157H128ZM220 158L221 157V159H217L218 157ZM240 156V155H239ZM85 157V156H84ZM115 157V158H114ZM217 157V158H216ZM235 157V156H234ZM93 158V159H94ZM124 158V160L125 161H123L122 159ZM130 158V159H129ZM161 158V159H160ZM216 158V160H214ZM77 159V158H76ZM75 159V160H76ZM127 159H128V161H127ZM164 159V158H163ZM232 159H235V158H232ZM80 160V159H79ZM84 160V159H83ZM83 160L80 162V163H83ZM138 160H140L139 162H142L141 163V165H139L138 163ZM158 162H160L161 163V165L163 164V166H161L160 165V163H158ZM161 160V161H160ZM230 160V159H229ZM228 160V161H229ZM78 160H76L74 163H75V166H74V168H70L71 170H70V172H71V176L74 178V179H71V176L70 177H68V178H70L71 180H74L73 182L72 181H70V179H69V181H70V183H73L74 185L77 183V182H75V180H79V181H81V177L80 176H82V174L80 175V171H82V170H78L79 168H78V162H77ZM231 161V160H230ZM93 162H94V160H93ZM168 162V161H167ZM261 163L262 164H264L263 163V161H261ZM137 164L141 167V168H143V170H144V172H145V174L143 173V175L141 174L140 175V179H141V182H142V180H143V182L141 183V182H139L138 184L140 185V188H139V190H138V188H136V187H134L133 185L132 186H130L131 185V183H130V179H131V182H132V178H130V179H128L129 178V174H131V173H134V172H137L136 170H135V166H136V169H138V171H139V168L137 167ZM259 164H260V162H259ZM74 165V164H73ZM72 165V166H73ZM94 165V164H93ZM143 166V167H142ZM146 166V167H145ZM259 166H261V165H259ZM264 165H262L261 167H263ZM79 167H81L80 165H79ZM83 167V166H82ZM85 167V166H84ZM261 167L259 168V172L256 174V175H258L257 176V178H255V179H253L254 180V183H252V186H255L256 187V189H254V188H252V190L249 188V186H244L243 188H242V190L243 191H241V193H242V197H243V199L245 200V202L243 203V204H241V206H243V207H241V210H242V208H243V211L245 212L244 213V215L246 214V213H248L249 212V210H251V211H254L255 213H256V211H258V210H255V209H259V211L260 212H258V213H261L262 214V216L264 215V189H263V191H262V187L259 189V190H257L258 189V185L257 184H259L260 185V182H263V181H261L263 178H264V170H262L261 169ZM81 169V168H80ZM125 171H124V170ZM261 169V170H260ZM264 169V168H263ZM84 170V169H83ZM161 170H162V172L163 171H166V174H167V172H168V175H165V178H166V181L163 183V185H162V182H161V186H158L157 187V185H155L154 183H156L155 181H157V180H155L156 178L155 177H157V174H159L160 172H161ZM88 171V170H87ZM87 171H85V175H86V178H87ZM91 171H93V169L91 170ZM160 171V172H159ZM84 172V171H83ZM83 172H81V173H83ZM89 174H91L90 173V171L88 172ZM110 173L112 174V177L113 178H115L116 180H119V183H116V182H118V181H116L115 182V180L114 179H111V178H109L110 176ZM129 173V174H128ZM165 173V172H164ZM68 174H69V172H68ZM126 174V175H125ZM128 174V175H127ZM134 174H136V173H134ZM148 174V175H147ZM85 175L83 174V177H85ZM122 175H124L123 177V179H121L122 177ZM148 177H146V176ZM153 175V176H152ZM68 176V175H67ZM89 177H90V175H88ZM109 176V177H108ZM126 176V177H125ZM132 176V174L130 175V177ZM134 176V175H133ZM143 176V177H142ZM145 176V177H144ZM150 176H151V178H150ZM167 176V177H166ZM205 176H208V175H205ZM154 179H153V178ZM259 178V179H258ZM112 180L113 182H111L110 180ZM126 179H128V180H126ZM139 179V180H140ZM150 179H152V181H150ZM123 180H124V182H123ZM133 180H134V177H133ZM88 181V180H87ZM90 181L92 182V179H90ZM89 181V182H90ZM120 181L121 182H123V183H120ZM128 182L129 181V183L130 184H127V185H129L128 187H130V188H128V190L126 189V188H124L125 186H124V184H126V182ZM152 184H151V183ZM201 182V181H200ZM79 183V182H78ZM82 182H80L79 183V185L81 184ZM166 183V184H165ZM68 184V183H67ZM120 184H121V187H120ZM123 184V185H122ZM134 184V183H133ZM160 183L158 182V185H159ZM69 185V184H68ZM71 185V184H70ZM126 185V186H127ZM138 185V186H139ZM164 185H165V187H164ZM251 185V184H250ZM45 186H47V185H45ZM67 186V185H66ZM93 186V187H94ZM116 186H117V189H118V187H119V190H116ZM123 186V187H122ZM156 186V187H155ZM162 186H163V188H162ZM200 186H202V184L200 185ZM49 187V186H48ZM48 187H45V188H48ZM79 187H77V188H79ZM205 187V186H204ZM204 187H202V189L203 190H205V189H208V191L209 190H212L211 188V186L210 185H206V187L204 188ZM211 187V188H210ZM246 187H248V188H246ZM32 188V187H31ZM43 188V187H42ZM45 188H43V192H42V189H41V192H42V195H38V193H36V197H37V199L39 198V197H41V198H43L44 197V195H43V193H45V194H47L46 193V191H44L45 190ZM66 188H68V187H66ZM71 188V187H70ZM69 188V189H70ZM72 188H74V186L72 187ZM76 188V187H75ZM76 188V189H77ZM158 188V189H157ZM160 188V189H159ZM210 188V189H209ZM63 189V188H62ZM127 190L128 192H124L126 195L125 196H127L126 198H125V200H124V193H123V190ZM200 189V188H199ZM198 189V190H199ZM250 189V191H248V190ZM254 189V190H253ZM64 190V189H63ZM75 190V189H74ZM137 192H136V191ZM150 190H153V192L155 191V194L154 193H151V191ZM201 190V189H200ZM199 190V191H200ZM257 190V191H256ZM73 191V190H72ZM72 191H69L68 192V190H66V191H63L64 193L66 192V194H68V193H70L71 192V194H72ZM78 191H79V189H78ZM83 191H85V192H83ZM141 191V192H140ZM148 191V192H147ZM255 191V192H254ZM134 192L136 193V194H134ZM139 192V193H138ZM85 193H86V195H85ZM121 193H123V194H121ZM151 194V196L154 194V196H152V198H153V204H152V201H150V207H149V204H148V206H147V202L149 201V200H147V199H151L152 200V198H150V194ZM35 194V193H34ZM39 194H40V192H39ZM70 194V195H71ZM78 194H80V195H78ZM148 194H149V196H148ZM83 195V196H82ZM85 195V196H84ZM135 195H137V197L135 196ZM146 195V196H145ZM201 195V194H200ZM241 195V194H240ZM34 195L33 196H30V197H32L33 199H35L34 197H35ZM39 196V197H38ZM43 196V197H42ZM149 198H148V197ZM241 197V198H242ZM41 198H39V199H41ZM45 198H46V196H45ZM77 198V197H76ZM84 198V199H83ZM147 198V199H146ZM193 198L195 199V200H193ZM222 198V197H221ZM220 198V199H221ZM33 199H29V202L31 203H33L34 201H40V200H33ZM79 199H80V201H79ZM83 199V200H82ZM86 199V200H85ZM242 199V200H243ZM33 200V201H32ZM90 200V201H89ZM121 200H122V202H121ZM147 200V201H146ZM243 200V201H244ZM87 201H88V203H87ZM19 203H20V201H18ZM87 203L88 205H87V207H85L86 205L84 204V203ZM119 202H121L122 204H123V202H125L126 203V205H124L123 204V207L125 206V208H123L122 207V205H121V207L123 208V210H121L120 211V213L119 214H121L120 216L117 214V217H114L113 216V214L115 213V212H117V210H118V207L117 208H114V207H112V206H110V205H120L121 203H119ZM254 202H258V204H256V203H254ZM77 203V202H76ZM20 204H22V203H20ZM37 204V203H36ZM46 204V203H45ZM45 204H44V208L46 209L47 207H45ZM41 205V204H40ZM40 205L38 204V206L40 207ZM75 205V207L76 206H78V205H76V204H74ZM118 205V206H119ZM146 205V206H145ZM42 206H43V204H42ZM47 206V205H46ZM111 207V208H108V207ZM192 206V207H191ZM261 207V208H260ZM40 208H42L43 209V207H40ZM120 208V207H119ZM148 208V209H147ZM45 209H43V210H45ZM76 209H77V207H76ZM111 209L112 210H114V211H111ZM148 211H147V210ZM189 209V210H188ZM192 209H194V210H192ZM41 210V209H40ZM43 210H41V211H43ZM146 210V212H144ZM202 210V211H201ZM86 211L89 213H86ZM242 211V212H243ZM39 213L38 214H41V212L40 211H38ZM86 214H85V213ZM114 212V213H113ZM54 213V212H53ZM52 213V214H53ZM118 213V212H117ZM250 214V212H249V214L251 215V217H252V215H253V217H254V215H255V219H257L256 218V215H257V213L256 214ZM51 214V215H52ZM55 214V213H54ZM58 214V213H57ZM140 214V215H141ZM37 215V214H36ZM143 215V214H142ZM145 215H143V216H145ZM248 217H249V219H250V216L248 215V214H246ZM260 215V214H259ZM39 216V215H38ZM37 216V217H38ZM60 216V215H59ZM58 216V219H60V217ZM83 216V218H85ZM112 216V217H111ZM261 216V215H260ZM28 217V216H27ZM37 217H32V218H36V219H33L35 222H33L32 221V223H34L33 225H35L36 226V224L35 223H39V222H36V221H38V218ZM51 217V216H50ZM94 217V218H93ZM98 217V218H97ZM100 217V218H99ZM114 217V218H113ZM142 217V216H141ZM253 217L251 218V222H253L252 224L249 222V225L247 224V227H250L251 228V225H252V228L254 227V226H257L258 225V227H261L260 229L259 228H257V230H256V234H255V232H254V234H252L253 236L252 237H250V235H248L247 233H245L244 235H243V233H241L240 234V236H239V234H238V238H239V240L236 242V240L238 239H234L235 237H234V235L235 234H230L231 236H233L232 238H230V235L228 236V238H230V240L231 241H228V242H230V243H233L232 245L231 244H229V245H231L230 247V251H233V250H235L236 249V252H237V250H238V254L240 253L242 256H245L246 254L248 255L247 256V258H253L252 260H258V258H254V257H249V256H252V255H255V254H257L258 255V253H260V255L262 256V254H264L263 252H264V224H262L261 225V223H256V221L253 219ZM55 218V217H54ZM53 218V219H54ZM89 218L87 219L88 221H89ZM134 218V219H133ZM143 218V217H142ZM262 218V220L264 219V217H261ZM40 219V218H39ZM50 219V218H49ZM48 219V220H49ZM56 219H57V217H56ZM67 219V218H66ZM95 219H97V221H95ZM120 219V218H119ZM118 218L117 219H115V222L117 221V220H119ZM139 219V218H138ZM40 220H43V219H40ZM39 220V221H40ZM47 220V223L49 222ZM62 220V219H61ZM63 220H64V218H63ZM103 220V221H102ZM112 220V221H113ZM125 220H126V222H125ZM142 220H145V218L144 219H142ZM261 220V221H262ZM52 220L50 219V222H51ZM57 221V220H56ZM56 221H54V222H56ZM64 221H67V222H64L67 226H68V222H69V219L68 220H64ZM88 221H86V219H85V222H88ZM123 221V222H122ZM134 221H137V218H136V220H134ZM260 221V222H261ZM42 222V221H41ZM53 222V221H52ZM53 222V223H54ZM63 222V221H62ZM86 223V224H88V226L90 225H92L91 223ZM114 221H113V223H115ZM138 222V221H137ZM136 222V223H137ZM44 223H46L45 221H44ZM44 223L43 224H41V225H39V224H37V225H39L40 227L42 226V225H44ZM52 223V224H53ZM80 223H82L81 221L80 222H78V227H79V225H81ZM133 224L135 227L133 228V225L131 226V230H128L129 228H128V226H129V224ZM204 223V222H203ZM264 223V222H263ZM58 224H60V225H62L59 221H58ZM83 224V223H82ZM128 224V225H127ZM48 225H50V224H48ZM57 225V224H56ZM69 225H70V222H69ZM114 225V224H113ZM45 226H46V228H47V224H45ZM53 226V225H52ZM62 226H64V224L62 225ZM102 226V227H101ZM127 226V227H126ZM145 226H147V230H146V228H145ZM201 226V228H199ZM205 226V225H204ZM56 227H58V225L56 226ZM66 227V226H65ZM70 227V226H69ZM101 227V228H100ZM130 227V226H129ZM32 228L33 229H35L33 226H32ZM36 228H39V227H36ZM48 228H49V226H48ZM50 228H51V226H50ZM54 228H55V225H54ZM54 228H52V229H54ZM64 227H62V229H63ZM67 228V227H66ZM66 228H64L65 229V232L67 233L68 232V230L69 229H71V228H69L68 230L66 229ZM105 228H106V226H105ZM137 228V227H136ZM135 228V229H136ZM198 228V229H197ZM205 228V227H204ZM61 229V228H60ZM80 229H81V227H80ZM102 229H104V228H102ZM145 230V231H143V230ZM258 229H259V231H258ZM36 230V229H35ZM48 230V229H47ZM51 230V229H50ZM58 230H59V228H58ZM97 230V231H98ZM106 230H102V232L103 231H106ZM197 230V231H196ZM252 229H250L249 230V233H250V231H251ZM33 231V230H32ZM55 231H56V228H55ZM61 231V230H60ZM58 232L57 231V234L55 233V235H56V237H57V235L59 234H61V233H63V232ZM69 231H71V230H69ZM100 232H101V230H99ZM130 231V232H129ZM137 231V230H136ZM200 231V232H199ZM49 232V234H50V231H48ZM51 232H53L52 230H51ZM99 232V234H102V232L100 233ZM153 232H158V235H157V233H153ZM199 232V233H198ZM32 233V232H31ZM33 233H35V231L33 232ZM66 233H64V234H66ZM71 233V232H70ZM137 232H135L134 233V231H133V233L132 234H136ZM160 233V234H159ZM252 233V232H251ZM48 234V235H49ZM64 234H61L60 236H58V238H60V242L62 241V240H64L65 241V239H66V237H65V235ZM102 234V235H103ZM152 234H154L153 236H152ZM32 235H34V234H32ZM53 235V234H52ZM62 235H64V236H62ZM68 235V234H67ZM70 235V234H69ZM68 235V236H69ZM114 235H116V236H114ZM122 235V236H121ZM130 235V234H129ZM127 236L128 238H130V236ZM162 235V236H161ZM50 236V235H49ZM61 236H62V240H61ZM104 237L106 236V235H103ZM179 237V239H176L175 240V238L176 237ZM181 236V237H180ZM30 237H31V234H30ZM33 237V236H32ZM31 237V238H32ZM51 237V236H50ZM54 235L52 236V239H51V245L53 244L54 246V249L52 250V249H45V250H42V253H40L41 255H43L42 257H44L45 256V258H46V262H47V258L50 256V257H52L53 255V257L55 258V256L57 255V259H59V260H57V259H55V261H56V264H60V262H61V264H70L71 262H72V260L74 259V258H77V255H80V254H78V251L80 252V250L79 249H75L74 250V247L72 248L70 245H68L69 244V241H68V239H66V241H68V244H67V242L65 241L63 244H59V241L57 242V244H56V240H55V238H56ZM65 237V238H64ZM70 237V236H69ZM103 237V240H105V241H103V242H108V240L110 239L108 236H106L105 238ZM126 236H124L123 238H125ZM149 237V236H148ZM160 237H159V240H162V239H160ZM215 237H216V235H215ZM31 238H29V239H31ZM106 238L108 239V240H106ZM118 239V241L117 242H119V244H117L118 246L121 244L122 245V242L124 241L123 239V241L121 240V239ZM147 238V237H146ZM150 238V239H151ZM153 238V239H154ZM181 238V239H180ZM113 239V240H114ZM126 239V238H125ZM149 239V238H148ZM233 239V240H232ZM33 240V239H32ZM57 240H59V239H57ZM119 240H121V241H119ZM152 240V239H151ZM164 240V239H163ZM31 241V240H30ZM102 241V240H101ZM110 242L109 243H111V241H112V239L111 240H109ZM126 242H127V240H125ZM165 241V242H166ZM234 241H235V243L237 244L238 243V245H236V246H234L235 244H234ZM33 242H34V244L36 243L34 240H33ZM32 242V243H33ZM63 242V241H62ZM121 242V243H120ZM213 242V243H212ZM49 243H50V241H49ZM124 243V242H123ZM177 243V242H176ZM177 243V244H178ZM193 243V242H192ZM192 243H191V245H192ZM60 246H59V245ZM108 244V243H107ZM240 244V245H239ZM46 245H47V243H46ZM49 245L50 244H48V247H49ZM50 245V246H51ZM58 245V246H57ZM66 245V246H65ZM67 245L68 246H70L69 248L67 247ZM120 245V246H121ZM127 246V247H130V245L128 246L127 245V243L126 244H123V246ZM179 245V244H178ZM180 245H184V244H181L180 243ZM45 246V245H44ZM186 246V245H185ZM188 246H189V244H188ZM188 246H186V247H188ZM235 248H234V247ZM237 246H240L239 247V249H237L238 247ZM42 246H40L39 247V249L41 248ZM46 248H47V246H45ZM44 247V248H45ZM127 247H125V248H127ZM153 247V246H152ZM151 247V253L153 252V250H154V253H155V247H153L152 248ZM245 247H247V248H245ZM50 248H52V246L50 247ZM70 248H72V250L70 249ZM120 248V247H119ZM118 248V249H119ZM132 248V247H131ZM144 248V247H143ZM143 248H142V246L140 247L139 246V248H135V249H138V253H137V256L139 257V261H140V263L141 264H178L179 263V261H178V253H180L179 252V250L177 249V251L178 252H175V257L174 256H167V255H165V253L162 255V253H159V250H158V252L157 253H159V255H157L156 256V254H154V256H153V254H150V258L148 257L149 256V254H148V252L150 251H148L147 252V255L145 254V252H144V250H143ZM234 248V249H233ZM245 248V249H244ZM80 249H82V248H80ZM91 249V248H90ZM109 250H110V248H108ZM132 249H134V248H132ZM132 249H130V248H127V249H125L126 251H128V250H132ZM148 249H150V248H148ZM153 249V250H152ZM73 250L75 251V252H73ZM114 251V250H116L117 251V249H112L111 248V251ZM121 250L123 251L124 250V248L122 249L121 248ZM243 250H245V251H243ZM247 250V251H246ZM41 251V250H40ZM77 251V252H76ZM85 251V250H84ZM91 252V250H88L87 249V253L86 252H83L82 253V255H85V253L87 254V255H89L90 256V254L92 255V253H90ZM145 251H147V249L145 250ZM157 251V250H156ZM230 251H228V252H230ZM38 252H39V250H38ZM44 252V253H43ZM73 252V253H72ZM93 252V251H92ZM140 252H143V254H145V257H144V255H142L141 257L142 258H140ZM228 252H226V254L228 253ZM235 252V251H234ZM255 252H258V253H255ZM112 253V252H111ZM118 253L120 254V249H119V251H118ZM125 253V252H124ZM128 253V252H127ZM131 252H129V254L128 255H131L130 254ZM135 253V252H134ZM150 253V252H149ZM197 253V254H196ZM262 253V254H261ZM116 254V253H115ZM121 254H122V252H121ZM133 254V253H132ZM161 254V255H160ZM245 254V255H244ZM74 255H76L75 257H74ZM117 255V254H116ZM125 255V254H124ZM136 255V254H135ZM134 255V256H135ZM152 255V256H151ZM123 256V255H122ZM121 256V257H122ZM220 256H221V258H220ZM62 257H63V260H62ZM79 257V256H78ZM93 257V256H92ZM120 257V255H118L117 257L115 256V260H117L118 258H121ZM127 256L125 255V257L124 258H126ZM129 257H131V256H129ZM133 257V256H132ZM138 257L136 258V260L138 259ZM170 257H171V259H170ZM224 257V258H223ZM264 257V256H263ZM44 258V259H45ZM124 258H122V259H124ZM206 258V259H207ZM223 259V261H220V259ZM228 258V257H227ZM93 260V264L95 263L94 262V258H92ZM111 259V258H110ZM113 258L111 259L113 262H116V263H118L117 261H115ZM141 259V260H140ZM146 260V261H144V260ZM70 260H71V262H70ZM111 260L109 261V262H111ZM143 260V261H142ZM191 260V259H190ZM229 260V258L227 259V261ZM123 261V260H122ZM121 261V262H122ZM142 261V262H141ZM184 261H188L187 260V258L184 260ZM45 262V263H46ZM124 262V261H123ZM137 264H138V262H136ZM139 263V264H140ZM215 263V264H216ZM88 264H90V262L88 263ZM96 264V263H95ZM119 264V263H118ZM122 264V263H121ZM124 264V263H123Z\"/></svg>", "mask_w": 264, "mask_h": 264}]
</instances>
